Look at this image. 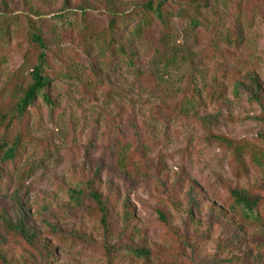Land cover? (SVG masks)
<instances>
[{
    "label": "rangeland",
    "instance_id": "1",
    "mask_svg": "<svg viewBox=\"0 0 264 264\" xmlns=\"http://www.w3.org/2000/svg\"><path fill=\"white\" fill-rule=\"evenodd\" d=\"M148 1L0 0V154L30 29L50 79L20 156L0 163V264H264L263 230L229 194L258 198L264 222V0H153L166 25L134 32ZM217 25L236 41L216 42ZM212 135L242 143V164ZM19 219L32 242L8 227Z\"/></svg>",
    "mask_w": 264,
    "mask_h": 264
},
{
    "label": "trees",
    "instance_id": "2",
    "mask_svg": "<svg viewBox=\"0 0 264 264\" xmlns=\"http://www.w3.org/2000/svg\"><path fill=\"white\" fill-rule=\"evenodd\" d=\"M203 6L206 7V2L203 1ZM238 7V6H237ZM171 6L167 4L165 1L154 2L153 0L148 1L147 3L141 5L138 8L136 14L134 16H139V21L135 24L134 32H137L142 25L144 27H148L153 19H157L162 25H166L168 13L170 11ZM240 10V9H238ZM179 14V13H178ZM147 16H149L147 18ZM196 19L191 20V24L195 23ZM116 27V20L113 17L109 24V29L113 30ZM216 29L213 33L212 38L216 40V42L223 43L224 45H228L231 42H235L236 40L233 39V35L231 33H225L219 28V26H215ZM236 35V34H235ZM233 36V37H232ZM29 43L33 44L36 49L37 53L33 63H29L27 60L24 64H31L29 65V75L31 77L30 84L23 90L21 96L18 99H15V105L13 106V114L12 115H5L2 114L5 122L4 132L8 130L11 134L14 130L16 134L12 137L11 141L6 143V149L3 153L0 154V163L5 165L8 162H14L17 156H20L21 146L24 145L26 142L25 138V124L27 120L28 111L31 110L37 99L41 98L44 102L49 103L50 99L46 94V89L49 84V76L47 75V48L42 40V37L39 33L34 32L30 29L28 35ZM254 90L250 91L249 99L258 103L260 106L262 105V100L260 98V90L261 86L257 80H254ZM11 127V128H10ZM210 139L214 140L215 142H219V144L225 145L227 151H232V154L237 159L238 162L241 163L242 156L246 153L244 151V145L239 141L227 139L221 136H211ZM254 155L256 158H260L264 162V153L262 152H255ZM242 164V163H241ZM260 164V163H259ZM230 198L233 201V204L238 210L242 211L243 218L245 221H251L259 224V227L263 230L264 236V222L259 216L258 207L260 204V200L258 198H252L247 193L230 189L229 190ZM93 195L99 205V209L102 215V222L105 224L106 220V207L105 204L97 198L96 193H91ZM8 227L19 233V235L25 239L27 242H32L34 238V234L30 233L29 230L25 227L23 220L19 219L15 225L9 224ZM129 255H131L136 260H147L151 253L150 251L144 248L133 247L130 248Z\"/></svg>",
    "mask_w": 264,
    "mask_h": 264
}]
</instances>
